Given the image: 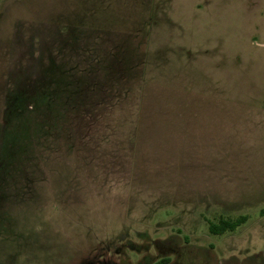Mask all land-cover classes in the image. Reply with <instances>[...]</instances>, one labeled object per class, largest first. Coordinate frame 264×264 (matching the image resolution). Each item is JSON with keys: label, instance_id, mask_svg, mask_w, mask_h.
<instances>
[{"label": "rangeland", "instance_id": "1", "mask_svg": "<svg viewBox=\"0 0 264 264\" xmlns=\"http://www.w3.org/2000/svg\"><path fill=\"white\" fill-rule=\"evenodd\" d=\"M193 1L0 0V264H264V0Z\"/></svg>", "mask_w": 264, "mask_h": 264}, {"label": "crops", "instance_id": "2", "mask_svg": "<svg viewBox=\"0 0 264 264\" xmlns=\"http://www.w3.org/2000/svg\"><path fill=\"white\" fill-rule=\"evenodd\" d=\"M167 2H168V0H166ZM185 1V0H184ZM209 1L210 0H195V1H193V2H195V8H196V11L194 12L195 14H196V16L197 17H202L201 18V21L202 22H204V19H203V17L205 16V12L203 13V16L202 15H200V14H198V12H203L204 11V9L205 8H207V9H209V8H211V6L213 5V0H211L212 2L211 3H209ZM169 3H170V1H169ZM163 15H164V19L165 20H167V18L165 17V12H163ZM169 19V18H168ZM213 19H214V17H213ZM186 51V52H185ZM208 49L207 48H203V49H199L198 50V53L199 52H202V54H205L206 56H208L209 55V53H208ZM197 52H196V50L195 49H193V48H191V47H187V48H185V50L184 51H180L179 52V54L178 55H182V56H184L187 60H189L190 62L189 63H191V64H195V57H194V55L196 54ZM214 54H219V55H224V57L223 58H225V56H230V54H232L233 55V51L232 52H230V50H221V51H217L216 53H214ZM229 60H230V58H228V62H229ZM188 63V64H189ZM222 64V63H221ZM224 102H225V104L227 103V105H228V108H232V102L230 101L231 100V98H221ZM234 106H233V109H229V110H227L226 112L227 113H224L223 115H227V114H235V115H237V112L234 110ZM220 112V111H219ZM220 115H221V113H219ZM242 115H248V117L249 118H255V119H258V120H260L259 122H258V125H259V127L262 129V130H264V111H262V110H259V111H255L254 113H252V112H250V111H246V112H243L242 113Z\"/></svg>", "mask_w": 264, "mask_h": 264}, {"label": "trees", "instance_id": "3", "mask_svg": "<svg viewBox=\"0 0 264 264\" xmlns=\"http://www.w3.org/2000/svg\"><path fill=\"white\" fill-rule=\"evenodd\" d=\"M247 220L246 216H242L236 220H222V228L218 229L217 225L212 224V231L223 233L228 229H236V227Z\"/></svg>", "mask_w": 264, "mask_h": 264}]
</instances>
